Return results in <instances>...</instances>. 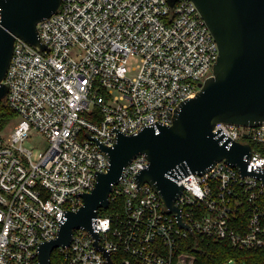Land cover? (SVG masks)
<instances>
[{"label": "built area", "instance_id": "built-area-1", "mask_svg": "<svg viewBox=\"0 0 264 264\" xmlns=\"http://www.w3.org/2000/svg\"><path fill=\"white\" fill-rule=\"evenodd\" d=\"M37 27L46 49L16 38L3 81V101L21 120L7 141L0 126V264H37L40 245L55 239L65 214L83 205L80 195L108 171L94 140L111 147L118 132L171 125L178 106L213 75L219 57L218 43L190 0H62ZM132 58L139 60L134 76ZM31 129L50 142L37 161L22 147ZM214 132L230 144H264V125L218 123ZM248 162L249 173L264 172L261 152L253 148ZM148 164L144 154L129 163L113 185L109 207L93 219L102 250L91 232L75 229L50 264H109L105 252L112 264H196V255L181 251L189 235L264 250L261 179L225 161L206 173L178 175L184 189L175 206L191 233L151 185L139 186L136 177Z\"/></svg>", "mask_w": 264, "mask_h": 264}, {"label": "water", "instance_id": "water-1", "mask_svg": "<svg viewBox=\"0 0 264 264\" xmlns=\"http://www.w3.org/2000/svg\"><path fill=\"white\" fill-rule=\"evenodd\" d=\"M62 0H0V101L8 87L3 83L12 59L16 38L35 46L42 44L38 24L57 12ZM178 0H170L174 5ZM198 8L219 47L213 75L196 97L182 102L171 125L146 127L136 134L118 132L113 146L100 145L108 161V171L99 173L93 190L83 193V205L69 211L61 223L58 236L39 247L37 264H50L52 252L70 245L75 229L93 234L96 246L100 235L93 230L99 209L110 205L113 185L119 182L124 168L138 155H146L148 167L136 179L139 186L151 185L178 222H184L176 198L184 187L178 175L206 173L225 161L243 176H255L264 183V172L247 171L252 146L224 141L214 132L218 123L243 127L264 125V0H190ZM192 233V231H191ZM109 264L110 254L106 253Z\"/></svg>", "mask_w": 264, "mask_h": 264}, {"label": "trees", "instance_id": "trees-1", "mask_svg": "<svg viewBox=\"0 0 264 264\" xmlns=\"http://www.w3.org/2000/svg\"><path fill=\"white\" fill-rule=\"evenodd\" d=\"M15 112L7 102L0 101V126L3 128L13 118ZM255 151L264 155V144L251 142ZM113 204L109 210H113ZM186 247L181 250L196 255V264H264V250H240L229 242L207 240L199 235H189L185 239ZM54 260V257H53Z\"/></svg>", "mask_w": 264, "mask_h": 264}, {"label": "rangeland", "instance_id": "rangeland-1", "mask_svg": "<svg viewBox=\"0 0 264 264\" xmlns=\"http://www.w3.org/2000/svg\"><path fill=\"white\" fill-rule=\"evenodd\" d=\"M139 63V60L137 58L130 59L128 63V68L130 71V75L134 76L135 72L132 68L137 67ZM20 118H14L11 120L6 126L2 128V136L5 141L6 139L13 133L14 128L18 123L20 122ZM50 146L49 140L41 134L39 131L35 129H31L28 132L27 138L22 143V147L26 150H29L32 152V160L37 161L38 157L41 153H44Z\"/></svg>", "mask_w": 264, "mask_h": 264}]
</instances>
